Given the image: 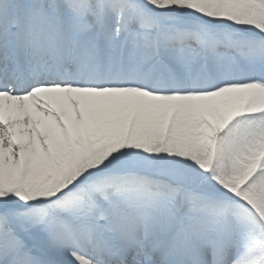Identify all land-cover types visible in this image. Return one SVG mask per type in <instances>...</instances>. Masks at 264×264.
Listing matches in <instances>:
<instances>
[{"label": "snow or ice", "instance_id": "obj_1", "mask_svg": "<svg viewBox=\"0 0 264 264\" xmlns=\"http://www.w3.org/2000/svg\"><path fill=\"white\" fill-rule=\"evenodd\" d=\"M0 264H264V0H0Z\"/></svg>", "mask_w": 264, "mask_h": 264}]
</instances>
